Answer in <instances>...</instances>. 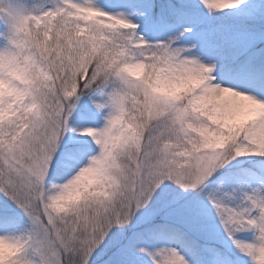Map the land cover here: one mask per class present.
<instances>
[{
    "label": "snow or ice",
    "instance_id": "1",
    "mask_svg": "<svg viewBox=\"0 0 264 264\" xmlns=\"http://www.w3.org/2000/svg\"><path fill=\"white\" fill-rule=\"evenodd\" d=\"M0 264H264V0H0Z\"/></svg>",
    "mask_w": 264,
    "mask_h": 264
}]
</instances>
